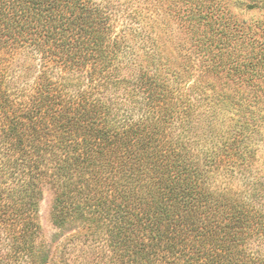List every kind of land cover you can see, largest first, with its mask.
Masks as SVG:
<instances>
[{
  "label": "trees",
  "instance_id": "16d2710c",
  "mask_svg": "<svg viewBox=\"0 0 264 264\" xmlns=\"http://www.w3.org/2000/svg\"><path fill=\"white\" fill-rule=\"evenodd\" d=\"M195 1V16L224 10L222 43L197 36L201 70L261 90L264 40L246 48L222 0ZM109 2L0 0V264H264V175L251 151L233 164L244 190L216 188L234 167L210 148L188 156L174 139L196 142L171 130L207 101L206 85L180 90L187 66L159 57L124 71ZM121 98L139 118L117 114ZM248 128L228 131L225 149ZM46 188L51 223L68 233L54 247L39 222Z\"/></svg>",
  "mask_w": 264,
  "mask_h": 264
},
{
  "label": "rangeland",
  "instance_id": "374dc122",
  "mask_svg": "<svg viewBox=\"0 0 264 264\" xmlns=\"http://www.w3.org/2000/svg\"><path fill=\"white\" fill-rule=\"evenodd\" d=\"M203 1L205 6L210 4L207 0ZM196 2L195 0L193 2H189V0H110L106 7L110 14L112 36H118L117 40L126 46L122 56L121 53L118 54L120 66L128 64L129 68L124 71L128 70L132 74L135 65L139 62L146 64L152 60L156 61L159 57L160 61L166 60L187 66L186 71L190 75L184 78L181 87H179L180 90L189 86L195 87L199 80L202 81L200 88L206 85L207 101L199 105L195 103L196 107L190 117L183 112V118L181 114L178 115V119L174 118L171 126V130L175 129L177 134L183 131L184 127L185 133L179 138L190 136L196 143L191 140L189 143L184 142L175 136L174 141L177 140L182 148H186L188 156H193L202 148H210L217 158H222V164L234 167L231 175L218 178L214 186L225 190H244L246 185L241 173L245 171V168L239 171L233 165L237 164L236 166H238L241 163L237 157L243 152H240L242 146H247V150L251 151V155L243 153L250 164L249 168L264 175V87L255 92L251 87H245L242 84L234 87L233 80L224 79L218 73L215 75L206 74L201 70V54L196 45L197 36L207 44H215L218 39L222 43L223 32L218 18L223 16L224 10L212 15L205 7L201 9L200 15L196 14L195 16L192 8ZM222 3L228 13L227 15L225 12L224 18L231 16L238 24V30L247 34L242 37L246 48L253 39L263 42L264 0H222ZM196 29L199 30L198 34L193 37L192 32ZM201 30L205 32H201ZM248 31H252V33L254 31L255 35L250 38L252 33H247ZM234 33L239 34V32ZM237 38L238 36L234 37V40ZM219 93L228 96L222 103L217 101L220 99ZM241 95H243L242 98ZM191 97L193 96L191 95ZM133 100L136 101L135 97ZM237 103L241 106H238ZM116 109L119 112L118 115L131 116L133 119L140 116L137 109L124 98L119 99ZM190 123V127L186 129V125ZM247 125H249L247 133L254 130L250 139L241 144L239 141L236 142L235 147L239 148L227 151L226 146L234 147L230 140V134L227 132L233 128L241 129L240 131L245 130ZM209 126H214L215 131H210ZM200 127L206 131L204 135L201 134ZM183 144L185 146H182ZM220 151L218 156L217 153ZM212 182L208 183L210 188L213 187ZM51 202L52 192L46 188L39 206V222L43 240L54 247L63 242L68 233L59 232L52 225L50 220Z\"/></svg>",
  "mask_w": 264,
  "mask_h": 264
}]
</instances>
